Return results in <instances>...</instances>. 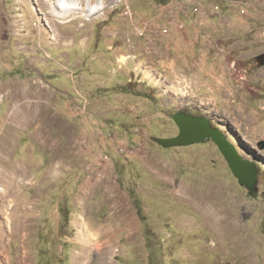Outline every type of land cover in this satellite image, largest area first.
Returning <instances> with one entry per match:
<instances>
[{
  "label": "rangeland",
  "instance_id": "rangeland-1",
  "mask_svg": "<svg viewBox=\"0 0 264 264\" xmlns=\"http://www.w3.org/2000/svg\"><path fill=\"white\" fill-rule=\"evenodd\" d=\"M68 1L0 0V264L94 262L82 223L111 264H264V4ZM179 111L226 135L254 191L213 142H156Z\"/></svg>",
  "mask_w": 264,
  "mask_h": 264
},
{
  "label": "water",
  "instance_id": "water-1",
  "mask_svg": "<svg viewBox=\"0 0 264 264\" xmlns=\"http://www.w3.org/2000/svg\"><path fill=\"white\" fill-rule=\"evenodd\" d=\"M173 120L180 128V135L176 138L159 139L156 142L164 148L189 147L195 144H204L212 141L228 162L230 169L240 185L254 191L257 184V170L250 162L244 160L235 147L227 139L226 135L212 127L207 118L194 117L192 115L175 114ZM262 144L264 149V142Z\"/></svg>",
  "mask_w": 264,
  "mask_h": 264
},
{
  "label": "bare ground",
  "instance_id": "bare-ground-1",
  "mask_svg": "<svg viewBox=\"0 0 264 264\" xmlns=\"http://www.w3.org/2000/svg\"><path fill=\"white\" fill-rule=\"evenodd\" d=\"M59 2V5L61 7V9L63 10H80V8L78 7V4L73 2V1H68V0H58ZM58 5V6H59ZM105 9V6H104V0H99L98 1V4L95 5V6H87L86 7V11L89 13L88 16H94L98 13H100L101 11H103ZM125 58L123 57L122 58V62H125ZM16 174V173H15ZM206 205V204H205ZM212 209V208H211ZM201 211V210H200ZM206 213H209L211 216L213 215V212L212 211H209L207 208L205 210ZM4 225H5V228L6 230L11 233L12 232V220H11V213H8V214H4ZM208 217V216H206ZM210 218V217H209ZM81 228H79L78 232H79V235L81 236V238H83V240L87 243H95L96 247H97V250L99 251L98 255H97V260L94 261V262H91L89 261L87 258H84V260H81V264H111V262L109 260H106L105 257L103 256V253H102V248L101 246L102 245L99 243L100 241V235L99 233H95L93 231H91L87 225H85V223H82L81 225ZM112 228V227H111ZM108 229V228H107ZM112 230V229H111ZM108 232V230H107ZM101 233V232H100ZM114 233V232H113ZM78 234V233H77ZM27 236V235H26ZM26 239V237H25ZM11 240V239H10ZM9 242V241H8ZM107 243L110 244L109 241H107ZM106 244V242H105ZM109 245H107L106 247L109 248L110 250L112 249V246L110 245V247H108ZM3 251V250H2ZM113 251V250H112ZM114 253V252H113ZM28 257V256H27ZM111 257V256H110ZM6 258V256H5ZM9 259V258H8ZM24 264L27 263V260H26V255L24 256ZM20 261V260H19ZM19 264V263H18ZM29 264V263H28Z\"/></svg>",
  "mask_w": 264,
  "mask_h": 264
},
{
  "label": "crops",
  "instance_id": "crops-1",
  "mask_svg": "<svg viewBox=\"0 0 264 264\" xmlns=\"http://www.w3.org/2000/svg\"><path fill=\"white\" fill-rule=\"evenodd\" d=\"M249 2H251V3H253V2H255L256 0H248ZM258 1V3H262V4H264V0H257ZM264 6V5H263ZM251 12H252V10H251ZM252 14L253 13H249L248 12V14H247V18H244V19H239L238 21H236V20H234V22H233V27H234V29L235 30H239V31H244V33H246V34H248V35H250L253 31L251 30V27H252V24H251V18H252ZM164 18H167L166 16L164 17ZM227 18V17H226ZM189 19H187V21H188ZM190 21V20H189ZM223 24H226L225 23V19L223 20V22H222ZM209 25H210V23H208ZM217 26H220L221 27V25L219 24V25H217ZM251 30V31H250ZM246 54H248V53H242L241 54V57L242 56H244V55H246ZM140 72V71H139ZM140 75H141V73H139ZM247 74H248V70H247ZM246 74V75H247ZM140 75H138V76H140ZM239 75H241V76H244V72L242 73H240ZM245 75V76H246ZM251 82H253L252 80H250ZM249 81V82H250ZM29 92H35L34 90H27L26 91V95H27V97H29ZM248 93V92H247ZM239 94H241L239 91L237 92V93H229V95L231 96V98H236V95H239ZM225 101L227 100V103H228V99L226 98V99H224ZM237 101V100H236ZM234 106V105H233ZM244 105H239V106H236L235 105V110H237V112H240L239 114H235V116H236V119H239L240 120V122L241 121H244V122H248V121H251L252 119H253V117H250V116H253V115H250V113H248L247 112V108H245V107H243ZM264 106V105H263ZM262 106V107H263Z\"/></svg>",
  "mask_w": 264,
  "mask_h": 264
},
{
  "label": "flooded vegetation",
  "instance_id": "flooded-vegetation-1",
  "mask_svg": "<svg viewBox=\"0 0 264 264\" xmlns=\"http://www.w3.org/2000/svg\"><path fill=\"white\" fill-rule=\"evenodd\" d=\"M256 60L258 63H261L262 64V67H264V53H261L259 55L256 56ZM176 114H185V115H192L194 117H201V118H204L202 117L201 115L199 114H195V113H191V112H185V111H179L178 113ZM175 115V114H174ZM172 119H173V115H172ZM174 121V120H173ZM177 129H178V133L170 138H176L180 135L181 131H180V128L178 127V125L176 124V122L174 121ZM213 127V126H212ZM214 128V127H213ZM215 129V128H214ZM208 142H212V141H208ZM229 165V164H228Z\"/></svg>",
  "mask_w": 264,
  "mask_h": 264
},
{
  "label": "trees",
  "instance_id": "trees-1",
  "mask_svg": "<svg viewBox=\"0 0 264 264\" xmlns=\"http://www.w3.org/2000/svg\"><path fill=\"white\" fill-rule=\"evenodd\" d=\"M161 1H164V0H161ZM165 3V2H164Z\"/></svg>",
  "mask_w": 264,
  "mask_h": 264
}]
</instances>
